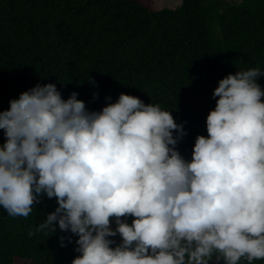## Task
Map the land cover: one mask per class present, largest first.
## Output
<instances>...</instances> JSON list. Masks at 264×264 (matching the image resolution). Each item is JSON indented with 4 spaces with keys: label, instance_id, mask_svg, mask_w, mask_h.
I'll use <instances>...</instances> for the list:
<instances>
[{
    "label": "clouds",
    "instance_id": "9594fccd",
    "mask_svg": "<svg viewBox=\"0 0 264 264\" xmlns=\"http://www.w3.org/2000/svg\"><path fill=\"white\" fill-rule=\"evenodd\" d=\"M261 75L252 68L219 81L191 160L176 148L183 124L159 104L122 93L89 111L77 92L65 100L55 84H37L0 112V207L27 217L43 195L56 198L35 231L58 224L77 236L72 264L264 259Z\"/></svg>",
    "mask_w": 264,
    "mask_h": 264
},
{
    "label": "trees",
    "instance_id": "16d2710c",
    "mask_svg": "<svg viewBox=\"0 0 264 264\" xmlns=\"http://www.w3.org/2000/svg\"><path fill=\"white\" fill-rule=\"evenodd\" d=\"M252 68L264 74V0H183L176 9L146 0H0V112L37 84H55L65 100L77 92L89 111L132 95L183 124L176 148L191 160L219 81ZM257 83L264 90V75ZM58 206L45 194L27 217L0 207V264H72L77 236L58 224L35 231ZM110 239L121 243L119 234Z\"/></svg>",
    "mask_w": 264,
    "mask_h": 264
},
{
    "label": "rangeland",
    "instance_id": "374dc122",
    "mask_svg": "<svg viewBox=\"0 0 264 264\" xmlns=\"http://www.w3.org/2000/svg\"><path fill=\"white\" fill-rule=\"evenodd\" d=\"M148 4L154 9H176L181 6L183 0H146ZM229 2H240L241 0H227ZM18 264H29L28 262L19 261Z\"/></svg>",
    "mask_w": 264,
    "mask_h": 264
}]
</instances>
